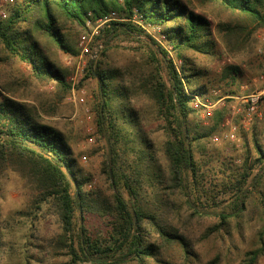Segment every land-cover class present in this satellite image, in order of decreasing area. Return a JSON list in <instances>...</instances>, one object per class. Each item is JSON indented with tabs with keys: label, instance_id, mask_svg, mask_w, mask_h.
<instances>
[{
	"label": "trees",
	"instance_id": "1",
	"mask_svg": "<svg viewBox=\"0 0 264 264\" xmlns=\"http://www.w3.org/2000/svg\"><path fill=\"white\" fill-rule=\"evenodd\" d=\"M198 1L218 3L229 16L220 29L232 53L243 52L264 26V0ZM113 12L129 21H111L100 29L94 41L98 57L89 62L81 81L94 80L99 88L95 126L108 147L103 165L112 198L97 199L87 190L90 180L76 169L75 154L58 129L42 121L35 107L1 91L0 180L9 170L18 173L33 187L38 208L55 210L61 233L53 247L65 251L70 264H172L167 253L176 246L189 264L198 260L193 239L167 217L180 199L191 217H207L201 212L206 203L199 193L203 168L197 155L206 151L208 140L220 134L232 117L225 107L207 117L210 121L205 125L193 107L194 96L206 99L210 92L205 85L193 86L201 73L193 68L189 55L217 54L211 21L182 0H0V13L5 15L0 16V64L13 59L26 64L38 82L53 83L64 97L71 85L42 43L77 56L64 25L85 30L88 20L96 22ZM135 17L141 25L132 23ZM141 26L161 27L167 47ZM122 35L140 44L134 50L140 60L134 57L127 66L117 67L112 62L116 51L112 42ZM172 53L181 61L180 67ZM239 73L238 67L231 66L225 77L236 79ZM240 119L241 115L235 121ZM159 131L165 137L162 155L151 138ZM254 149L257 158L250 160L246 148L240 171L232 165L226 167L234 170L229 175L218 171L223 175L221 183L211 192L231 194L234 213H217L219 222L205 230L203 240L220 233L233 217L247 210L250 189H257L264 172V149L256 139ZM211 198L217 200L215 195ZM148 231L159 244L149 239ZM261 256V250L248 252L242 264H258Z\"/></svg>",
	"mask_w": 264,
	"mask_h": 264
},
{
	"label": "rangeland",
	"instance_id": "2",
	"mask_svg": "<svg viewBox=\"0 0 264 264\" xmlns=\"http://www.w3.org/2000/svg\"><path fill=\"white\" fill-rule=\"evenodd\" d=\"M182 1L190 9L211 21L218 42V51L214 56L189 55L194 64L193 68L201 73L193 79V86L205 85L208 88L210 96L200 99L214 104L211 116L216 110L229 107L232 117L223 124L220 134L208 140L206 151L197 155L203 168L199 193L203 203H206L202 204L205 209L201 212L207 213V217L194 219L184 200L180 199L176 209H174L176 204L170 209L167 221L182 234L193 239L198 260H193L189 264H215V261L216 264H242L248 252L256 250L264 252V172H261V183L257 185V189H250L252 198L248 202L247 210L240 217H233L220 233L204 240L203 234L206 229L219 222L215 219L217 213L223 211L234 213L235 202L231 194L223 195L220 189L217 190L220 191L219 196L216 192H211L212 187L220 185L222 172L229 175L234 170L240 171L246 156V148L249 150L250 160L257 158L254 139L264 149V116L256 117L248 130L244 128L241 119L235 121V118L241 115L237 114L236 109L244 108L241 98L255 90L259 91L263 86L259 79L264 76V54L260 55L259 49L264 50V45H261L258 39L262 27L256 30L251 43L243 52L232 53L222 41L223 33L220 27L229 17L222 7L218 3ZM132 23L141 25L137 19ZM141 27L148 36L160 41L161 27ZM252 28L250 26V29ZM64 29L74 41L78 50L77 56L67 55L45 41L42 44L56 66L66 73L67 81L71 85L69 94L61 97L53 83L38 82L29 67L16 59L0 64V91L7 97H13L35 107L42 121L58 129L75 154L76 169L81 176L90 180L87 190L97 199L100 197L105 200L111 199L113 190L103 165L108 147L96 134L95 126L99 88L94 80L81 82L85 79L91 61L81 53L80 36L84 29L71 23H66ZM159 43L167 47L165 41ZM112 45L116 49L112 54V62L115 66H127L134 57L140 60L134 51L140 47L137 41L122 35L112 42ZM92 46L97 47L95 44ZM1 50L0 46V55H3ZM172 56L180 67L181 61L176 59L173 53ZM231 66H236L240 70L236 79H233V76L225 77L227 69ZM223 77L225 79L221 83ZM214 91H220V95L216 96L213 94ZM87 110L89 112H86ZM199 111L200 118L205 125H208L210 120L207 117L211 116H208L203 109ZM93 126L95 132L91 135L89 129ZM232 129H235L238 141L223 140V136ZM215 137L221 138L222 142L215 143L213 141ZM151 138L159 155H162L164 134L161 131L155 132L151 134ZM90 139L93 141L91 142ZM228 165H232L234 170L226 168ZM218 171L222 172L218 173ZM257 173L258 169H255L253 174ZM252 183L250 182V185ZM0 189V264H70L66 252L58 251L53 247L61 233L60 220L55 210L43 205L38 208L33 187L11 170L1 178ZM213 195L217 199H214L215 202L211 198ZM217 202L218 205H215L214 203ZM148 233L150 240L155 241L156 244L160 243L152 231ZM167 259L172 264H186L177 246L168 251ZM258 264H264V256H261Z\"/></svg>",
	"mask_w": 264,
	"mask_h": 264
},
{
	"label": "built area",
	"instance_id": "3",
	"mask_svg": "<svg viewBox=\"0 0 264 264\" xmlns=\"http://www.w3.org/2000/svg\"><path fill=\"white\" fill-rule=\"evenodd\" d=\"M1 15L5 16L3 15V13H1ZM135 19L137 18L135 17L133 20ZM111 21H129V20L118 19L117 14L113 12L110 15L97 20L96 22L92 21L91 19L87 21L86 28L82 33V35L80 36V46H81L82 56L89 57L91 60L97 58V55L99 53V48L97 47L93 48L92 45H94L95 38L99 35L100 29L103 28V26H105L106 24L110 23ZM138 22L141 23L140 21ZM160 37L161 39L159 42L161 41L164 42L166 40L164 35H162L161 33H160ZM258 39L260 44L264 45V26L261 28L259 32ZM259 54L263 55L264 50L259 49ZM259 80L262 82L261 83V85H263L262 88L259 91L255 90L253 93L249 94L248 96H243L241 99L244 104V108L236 109V112H238L237 114H241L242 124L244 128L247 130L250 128L256 117L262 118L264 116V76L261 77ZM255 82L257 83L258 80H256ZM82 94L84 93L82 92ZM213 94L219 96L220 91H214ZM203 101H201V99L198 96H194L193 107L197 110L203 109L208 116H211L212 114L211 110L212 108L215 107L214 104L210 103L209 101H204V102ZM82 102H84V99H82ZM86 112H89V110H87ZM94 132H95L94 126L90 127L89 134L93 135ZM222 139L238 141L236 137L235 129H232L231 131L226 133ZM222 139L215 137L213 141L215 143H219L222 142ZM90 141L92 142L93 139H90Z\"/></svg>",
	"mask_w": 264,
	"mask_h": 264
}]
</instances>
